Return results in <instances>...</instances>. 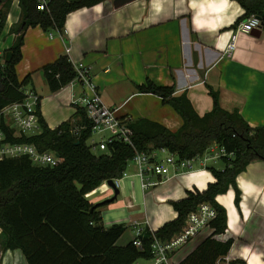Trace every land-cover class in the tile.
<instances>
[{"label": "crops", "instance_id": "0c3cea01", "mask_svg": "<svg viewBox=\"0 0 264 264\" xmlns=\"http://www.w3.org/2000/svg\"><path fill=\"white\" fill-rule=\"evenodd\" d=\"M3 10L6 20L0 49L5 51L14 43L15 30L21 23L19 1L14 0ZM246 18L244 9L233 0H132L122 5L117 0H103L69 14L62 32L27 29L16 71L20 80L31 75L28 89L37 93L39 84L48 87L42 68L67 56L72 63L86 66L102 100L118 109L119 118L153 121L172 132L183 125L180 114L161 97L140 93L137 88L148 82L173 87V97L185 94L203 117L213 108L208 90L211 87L218 93L223 110L238 112L256 129L264 127V30L258 36L256 31L239 33L232 56H223L231 35ZM76 87L82 86L74 83L65 87L69 89V104L72 95H81L82 90L76 92ZM221 161L205 165L194 162L189 173L143 191V212L134 202V195L128 201L136 209L125 205L121 213L115 211V204L105 201L106 206L100 209L102 225L129 226L118 242L124 244L120 245L134 240L135 221L148 222L150 229L157 232L177 219L173 202L186 199L189 193L204 192L216 182L210 169H224L223 161L218 164ZM236 181L241 192L239 206L232 188L215 199L227 212V230L219 239L235 240L229 254L218 264H237L234 262L238 260L264 264V160L250 162ZM103 185L97 190H104ZM116 213L120 215L105 224L107 215ZM208 233L204 231L176 251L172 262L185 258L198 239ZM1 254L2 264H27L19 250H1ZM147 261L151 264V260Z\"/></svg>", "mask_w": 264, "mask_h": 264}, {"label": "trees", "instance_id": "16d2710c", "mask_svg": "<svg viewBox=\"0 0 264 264\" xmlns=\"http://www.w3.org/2000/svg\"><path fill=\"white\" fill-rule=\"evenodd\" d=\"M13 1L0 0V35L6 20L3 8ZM18 1L21 23L15 30L14 43L4 51L0 66V110L22 101L24 90L32 83L31 75L20 80L16 71L22 60L26 30L40 27L45 32H62L69 14L103 2L49 0L45 11H38V0ZM129 1L132 0H117V4ZM233 1L240 4L247 18L250 15L260 18L264 30V0ZM41 71L52 94L61 91L76 77L67 56L44 66ZM137 89L140 93L161 97L183 120L176 132L145 119L130 122L137 151L151 153L165 148L179 160H189L217 145L234 154L229 163L224 161L223 170L210 169L216 182L209 184L207 190L189 193L186 199L173 202L177 219L155 233L161 241L170 240L182 230L192 211L201 203H208L217 212L209 225V233L198 239L194 250L185 258L172 264H218L229 254L235 240L219 239L227 230V212L215 199L232 188L239 206L241 192L236 179L250 162L264 160V127L252 129L238 112L223 110L218 93L211 87L208 90L213 108L203 117L196 113L185 94L173 97V87H158L148 82ZM38 115L40 135L9 137V140L34 143L41 150H52L60 160L54 167H36L27 158L0 162V249L21 251L27 264H136L143 259L151 260L153 237L150 232L140 237V248L134 240L118 245L127 228L122 224L105 228L100 209L106 202L97 205L86 199L105 182L122 177L134 156L133 149L114 142L105 153L93 154L88 145L92 123L84 108L75 107L72 117L54 129L43 120L40 107ZM234 263L246 264L242 260Z\"/></svg>", "mask_w": 264, "mask_h": 264}, {"label": "built area", "instance_id": "2783aa9c", "mask_svg": "<svg viewBox=\"0 0 264 264\" xmlns=\"http://www.w3.org/2000/svg\"><path fill=\"white\" fill-rule=\"evenodd\" d=\"M49 1L38 0L37 10L45 11ZM258 29H262V22L256 15H250L242 22L235 32L231 35L230 41L226 45L223 56L231 57L236 50L237 36L239 33L250 34ZM67 53L69 50L67 49ZM4 50L0 49V66ZM70 61V59H69ZM71 62V61H70ZM76 77L70 84L78 83L82 86L80 96L72 95L71 105L84 108L87 118L92 123V134H105L98 141H92L89 147L92 152L95 150L105 153L109 145L114 142H120L128 145L134 151L131 162L137 171V177L140 180L143 191L154 188L160 183L187 174L193 168L194 162H201L205 165L207 162L225 161L229 163L233 153H228L225 148L217 145L210 146L207 151L198 157L189 160H179L178 156L170 153L165 148H160L151 153L139 152L135 149L133 142V131L130 128V120L119 118L118 109L109 107L104 103L102 97L90 80L88 69L84 64L72 63ZM73 88V87H71ZM25 98L22 101L12 103L0 110V162L9 159L27 158L32 165L36 167H54L58 164L60 158L52 150H41L34 143L12 142L9 137L29 138L40 135L41 125L38 115L41 98L32 89L24 90ZM223 170V169H222ZM124 178H128L126 171L122 177L113 180L116 188L121 189L120 183ZM107 191L109 186L106 182L103 185ZM126 207L130 210L136 209L131 201H127ZM217 212L208 203H201L195 211H192L186 218L181 232L168 241H161L155 236V231L150 229L148 222L140 224L134 222L135 245L140 248L141 240L145 232H150L153 237L151 244V264H172L171 256L188 244L191 240L208 230L211 222L216 218ZM2 254L0 253V260ZM228 262V259H226Z\"/></svg>", "mask_w": 264, "mask_h": 264}, {"label": "rangeland", "instance_id": "374dc122", "mask_svg": "<svg viewBox=\"0 0 264 264\" xmlns=\"http://www.w3.org/2000/svg\"><path fill=\"white\" fill-rule=\"evenodd\" d=\"M20 25V24H19ZM82 87H76V92L79 90L81 91ZM36 91L38 95L41 97L40 102V112L42 115L43 120L48 124L51 128H56L57 126L61 125L64 122H67L71 115L75 112V106L69 104L66 100L67 94L69 92L68 88H64V91H60L58 93L52 94L48 87H45L44 84H39L38 87H36ZM75 92V89H73ZM102 136H105V134L99 135L94 134L88 141V145L92 143V141H98ZM93 154L98 155L101 154L99 151L95 150ZM218 164L222 165L223 162H219ZM197 166V164H195ZM126 173L128 174V178H124L122 182L120 183V195L116 201H114L111 204H115L116 212H122V208L125 209V205L127 204V201L129 200V197H135V203L138 207L141 208V211L143 212L144 209V203H143V190L141 188L140 180L136 176L137 171L135 169V166L129 162ZM181 178H177L179 180ZM134 184V187H133ZM113 196V191L111 189H108L107 191L97 190L95 191L91 196L86 197L90 202L93 204H101L105 201H108ZM97 200L100 202H97ZM125 202V203H124ZM119 208V209H118ZM137 211V210H136ZM120 213L107 215L105 219V224H110L108 222L110 218L115 219L117 216L120 215ZM111 226V225H110ZM129 228V226H127ZM127 228V229H128ZM124 244V241L121 243H118V245ZM123 246V245H120ZM1 253V249H0ZM3 255L1 256L0 264H2ZM15 261V259H14ZM14 263V262H13ZM140 264H148L147 260H140Z\"/></svg>", "mask_w": 264, "mask_h": 264}, {"label": "water", "instance_id": "95a60500", "mask_svg": "<svg viewBox=\"0 0 264 264\" xmlns=\"http://www.w3.org/2000/svg\"><path fill=\"white\" fill-rule=\"evenodd\" d=\"M257 35H260L261 33V29L256 30ZM106 184L109 186V188L113 191V197L111 199H109L107 202L108 203H113L114 201H116L118 199V196L120 195V190L118 188H116L115 184L113 183V181H107ZM99 205V204H98ZM1 228H0V233H1Z\"/></svg>", "mask_w": 264, "mask_h": 264}]
</instances>
